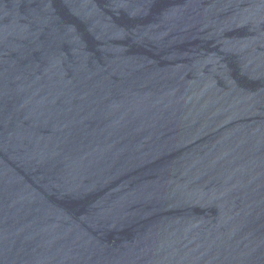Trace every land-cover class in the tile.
<instances>
[{
  "label": "water",
  "instance_id": "95a60500",
  "mask_svg": "<svg viewBox=\"0 0 264 264\" xmlns=\"http://www.w3.org/2000/svg\"><path fill=\"white\" fill-rule=\"evenodd\" d=\"M0 264H264V0H0Z\"/></svg>",
  "mask_w": 264,
  "mask_h": 264
}]
</instances>
